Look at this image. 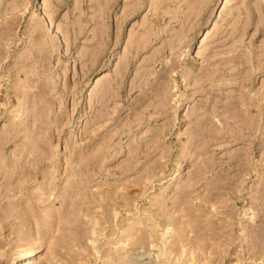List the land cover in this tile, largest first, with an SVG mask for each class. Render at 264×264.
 <instances>
[{
  "label": "rangeland",
  "instance_id": "obj_1",
  "mask_svg": "<svg viewBox=\"0 0 264 264\" xmlns=\"http://www.w3.org/2000/svg\"><path fill=\"white\" fill-rule=\"evenodd\" d=\"M26 251L264 264V0H0V264Z\"/></svg>",
  "mask_w": 264,
  "mask_h": 264
},
{
  "label": "bare ground",
  "instance_id": "obj_2",
  "mask_svg": "<svg viewBox=\"0 0 264 264\" xmlns=\"http://www.w3.org/2000/svg\"><path fill=\"white\" fill-rule=\"evenodd\" d=\"M229 0H224V3H226V2H228ZM223 7L224 6H222L221 7V9H220V12H222L223 11ZM208 35V32L206 31V36ZM102 75H101V77H96L94 80V85L95 86H98L101 82H102V80L104 79V78H106V77H108V74L107 73H101ZM100 76V75H99ZM24 255H27V257L25 258V259H23V260H21V261H19L18 262V264H33L34 262H36V261H34V253L32 254V252H30V251H26L25 253H24ZM36 255V254H35ZM39 259L37 260V261H41V260H43V259H45L46 258V256L45 255H40L39 257H38Z\"/></svg>",
  "mask_w": 264,
  "mask_h": 264
}]
</instances>
